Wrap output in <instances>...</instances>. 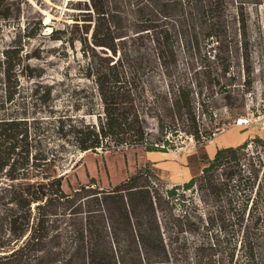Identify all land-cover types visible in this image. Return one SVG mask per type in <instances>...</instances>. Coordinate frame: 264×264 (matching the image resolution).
Returning <instances> with one entry per match:
<instances>
[{
    "label": "trees",
    "instance_id": "obj_1",
    "mask_svg": "<svg viewBox=\"0 0 264 264\" xmlns=\"http://www.w3.org/2000/svg\"><path fill=\"white\" fill-rule=\"evenodd\" d=\"M67 7L72 23L48 37L78 50L84 84L72 89L68 114L55 109L46 86L41 119L17 102L22 77L33 76L15 38H2L15 22V0H0V264H224L228 241L241 252L235 264H264V200L247 158L248 147L264 144L259 137L212 158L199 150L201 173L170 188L149 165L107 189L91 180L66 193L62 184L70 154L169 153L184 137L202 148L223 131L219 102L241 116L254 85L253 36L262 42L250 22L253 15L260 22L264 0H69ZM198 203L208 207L204 221ZM199 230L211 237L190 259L186 235Z\"/></svg>",
    "mask_w": 264,
    "mask_h": 264
},
{
    "label": "rangeland",
    "instance_id": "obj_2",
    "mask_svg": "<svg viewBox=\"0 0 264 264\" xmlns=\"http://www.w3.org/2000/svg\"><path fill=\"white\" fill-rule=\"evenodd\" d=\"M68 2L69 0H15V22H10L3 27L4 42L8 43L15 38V46L22 49L21 56L24 64L30 67V74L33 76L32 78L22 77V87L17 102L24 103L26 110L30 113L34 112L32 116L36 118L46 119L48 116V103L44 98L46 86H53L55 109L68 114L71 113V103L73 102L70 99L72 89H77L84 84L77 75L81 63L77 50L78 44L76 45L77 51L74 52L71 49L62 48L59 43L51 41L48 37L51 28H62L64 23H72L68 18L69 15L75 14V10L67 7ZM254 18L255 15L252 16L253 22H250L251 28L255 30L256 24H259L263 43L258 40L256 35L253 36V45L256 49L253 59L256 69L254 85L246 96V108L242 111V115L237 117L248 119L249 126H235L237 118L231 116L219 102L217 112L222 115V122H225L222 125L223 131L204 147L195 146L193 140L184 137L177 139V149L169 152L166 156L151 155L141 148L113 154L73 153L70 154L68 164L63 170V174L66 173L62 182L63 190L69 193L79 185L88 184L91 180L97 186L107 189L135 174L139 168L145 165L152 167L154 163H158L160 169L167 168L171 174L176 176L177 172L188 174L187 170L181 166L186 162L189 174L191 176L199 175L204 167V163L199 159L200 153L205 152L213 155L216 149L237 146L256 137L264 141V8L260 9V22H255ZM40 27L42 30H39ZM32 34H35L34 38L27 37ZM261 47L262 55L259 51ZM36 89L38 92L34 95ZM86 120L94 122L92 117H86ZM218 120L220 119L218 118ZM149 129L152 133L156 132L153 122L149 123ZM199 150L200 153H198ZM248 157L252 158L257 166L256 186H259V189L256 192L260 193L261 199L264 200V144L248 147ZM258 161L260 164L257 165ZM156 176L168 188L181 180L177 176L167 178L161 170L157 169ZM185 195L186 198L190 196L188 192ZM259 209L264 214V202L259 206ZM207 210V206L199 204L195 214L201 215L202 218ZM202 219L204 221L205 218ZM186 237L189 257L193 259L194 250L203 245L206 247L208 245L207 238L211 235H206L203 230H199L187 233ZM221 245L220 248L225 252L223 254L224 264H227L230 259L229 254H234L232 264L240 261L241 252L239 249L232 253L233 241L222 242ZM260 253L264 257V248L260 250ZM204 261H208L206 257Z\"/></svg>",
    "mask_w": 264,
    "mask_h": 264
},
{
    "label": "crops",
    "instance_id": "obj_3",
    "mask_svg": "<svg viewBox=\"0 0 264 264\" xmlns=\"http://www.w3.org/2000/svg\"><path fill=\"white\" fill-rule=\"evenodd\" d=\"M227 132H228V131H227ZM247 138H249V136H247ZM216 150H217V149H216ZM215 152H216V151H215ZM215 152H214V153H215ZM148 154H151V155H163V156H166V155L169 154V153L150 152V153H148ZM207 154H208V153H207ZM208 156H209L210 158H212V157L214 156V154H213V155H209V154H208ZM183 164H184V165H181V166H183V167L187 170L188 174L186 175L184 172H181V173H178V172H177L176 176H177L178 178H181V180H180L178 183H175V184H178V185H181V184L187 182V181L191 178V174H189V170H188V168H187V163L185 162V163H183ZM153 166H154L155 169H157L158 171L161 170V171L164 173L165 177H167V178H172L173 176L176 177L175 175H173V173L171 174V173L167 170V168L160 169V168H159L160 165H159L158 163H154Z\"/></svg>",
    "mask_w": 264,
    "mask_h": 264
},
{
    "label": "built area",
    "instance_id": "obj_4",
    "mask_svg": "<svg viewBox=\"0 0 264 264\" xmlns=\"http://www.w3.org/2000/svg\"><path fill=\"white\" fill-rule=\"evenodd\" d=\"M250 122L248 119H245V118H237L236 119V123H235V126L237 127H246V126H249Z\"/></svg>",
    "mask_w": 264,
    "mask_h": 264
}]
</instances>
